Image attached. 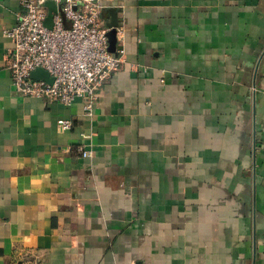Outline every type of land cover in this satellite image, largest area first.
<instances>
[{
	"label": "crops",
	"instance_id": "obj_1",
	"mask_svg": "<svg viewBox=\"0 0 264 264\" xmlns=\"http://www.w3.org/2000/svg\"><path fill=\"white\" fill-rule=\"evenodd\" d=\"M99 1L125 62L88 115L15 89L0 0V264H264V0Z\"/></svg>",
	"mask_w": 264,
	"mask_h": 264
},
{
	"label": "built area",
	"instance_id": "obj_2",
	"mask_svg": "<svg viewBox=\"0 0 264 264\" xmlns=\"http://www.w3.org/2000/svg\"><path fill=\"white\" fill-rule=\"evenodd\" d=\"M47 1L55 4L51 27L45 25ZM16 23L4 33L12 41L8 68L15 89L27 97L65 105L81 99L92 115L101 87L125 62L123 47L108 49V30L99 0H20ZM120 23L117 28V37ZM43 68L51 82L31 77ZM62 128L71 120L59 119ZM83 156L90 155L81 146Z\"/></svg>",
	"mask_w": 264,
	"mask_h": 264
},
{
	"label": "water",
	"instance_id": "obj_3",
	"mask_svg": "<svg viewBox=\"0 0 264 264\" xmlns=\"http://www.w3.org/2000/svg\"><path fill=\"white\" fill-rule=\"evenodd\" d=\"M46 5L48 7V14L45 19V25L51 27L52 11L55 10V4L52 1H47ZM102 15L104 17L109 18V22L107 23V27L109 28L107 33L109 43L108 49L110 51H114L117 46V28L120 23L117 10L114 7H108L103 10ZM31 77L37 80H44L47 82L52 81V78L49 76L48 72L43 68H37L32 71Z\"/></svg>",
	"mask_w": 264,
	"mask_h": 264
}]
</instances>
